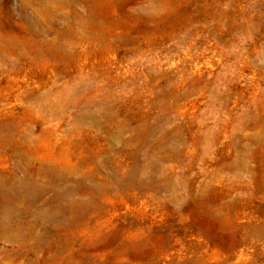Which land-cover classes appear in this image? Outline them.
<instances>
[{"label":"rangeland","instance_id":"374dc122","mask_svg":"<svg viewBox=\"0 0 264 264\" xmlns=\"http://www.w3.org/2000/svg\"><path fill=\"white\" fill-rule=\"evenodd\" d=\"M0 264H264V0H0Z\"/></svg>","mask_w":264,"mask_h":264}]
</instances>
